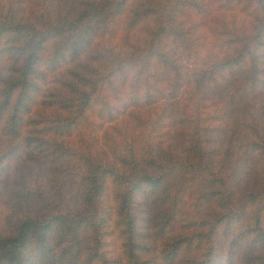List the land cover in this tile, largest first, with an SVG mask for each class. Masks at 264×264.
<instances>
[{"label":"trees","instance_id":"trees-1","mask_svg":"<svg viewBox=\"0 0 264 264\" xmlns=\"http://www.w3.org/2000/svg\"><path fill=\"white\" fill-rule=\"evenodd\" d=\"M0 264H264V0H0Z\"/></svg>","mask_w":264,"mask_h":264},{"label":"rangeland","instance_id":"rangeland-1","mask_svg":"<svg viewBox=\"0 0 264 264\" xmlns=\"http://www.w3.org/2000/svg\"><path fill=\"white\" fill-rule=\"evenodd\" d=\"M205 45L206 47H211V42L208 38L205 40Z\"/></svg>","mask_w":264,"mask_h":264}]
</instances>
